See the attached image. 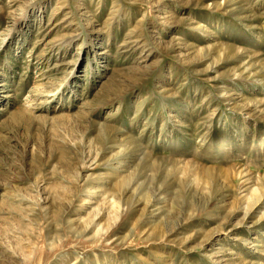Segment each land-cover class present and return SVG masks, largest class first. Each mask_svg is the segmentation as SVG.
<instances>
[{"label": "rangeland", "instance_id": "1", "mask_svg": "<svg viewBox=\"0 0 264 264\" xmlns=\"http://www.w3.org/2000/svg\"><path fill=\"white\" fill-rule=\"evenodd\" d=\"M0 264H264V0H0Z\"/></svg>", "mask_w": 264, "mask_h": 264}]
</instances>
